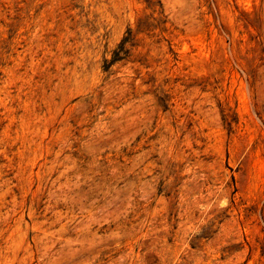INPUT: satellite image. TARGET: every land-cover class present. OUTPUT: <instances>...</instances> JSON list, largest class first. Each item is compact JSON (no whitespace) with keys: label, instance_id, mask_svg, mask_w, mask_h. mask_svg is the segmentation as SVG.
Segmentation results:
<instances>
[{"label":"rangeland","instance_id":"rangeland-1","mask_svg":"<svg viewBox=\"0 0 264 264\" xmlns=\"http://www.w3.org/2000/svg\"><path fill=\"white\" fill-rule=\"evenodd\" d=\"M0 264H264V0H0Z\"/></svg>","mask_w":264,"mask_h":264}]
</instances>
